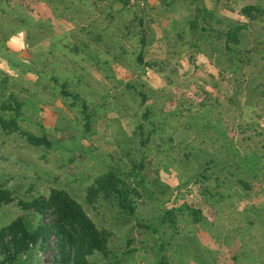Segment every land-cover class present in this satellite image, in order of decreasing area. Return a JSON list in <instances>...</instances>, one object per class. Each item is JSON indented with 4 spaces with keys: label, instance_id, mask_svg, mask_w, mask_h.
Returning <instances> with one entry per match:
<instances>
[{
    "label": "crops",
    "instance_id": "obj_1",
    "mask_svg": "<svg viewBox=\"0 0 264 264\" xmlns=\"http://www.w3.org/2000/svg\"><path fill=\"white\" fill-rule=\"evenodd\" d=\"M89 1L34 0L33 2L31 0L30 2L32 3L29 6L33 7L35 14H29L26 9H22L21 14L25 15L22 18L16 17L17 19L11 20L12 22L9 21V17L6 18L7 22H9L7 25H4L8 28L5 32L7 36L0 38V101L7 99L10 94L14 93L24 103V107L27 105L28 107H33L35 110H40V112L36 113L37 118L35 119L33 116H28L26 110L22 111L23 113L20 116L22 121L30 118L29 121L38 122L39 128L42 123L46 134L52 140L50 135L52 132V128L50 127L52 126L49 125H55L57 128L56 122L59 116L62 117L61 115H65L67 111L74 113L75 108H77L82 119L79 105L73 104L60 95L58 91L60 87L53 80V76L57 77L59 82L68 81L69 85L71 84L82 89V91L77 89L75 92H80L81 96L87 99L88 110L94 115L93 131L75 138L74 147L89 151L93 150V148L96 149L97 145L104 148L108 153L114 154L119 149L117 143L114 142V138L126 135L128 130H125L127 129V122L125 120L128 118L127 116H117L120 118L119 120H117L116 116L113 119L109 118L110 114L108 110L110 111L109 108L114 105V102L111 100L112 96L109 97L108 94L110 91L112 92L113 90L116 91L115 94L123 95L130 90L129 95L132 98L133 90L136 91V88H138V90L142 91L138 85L141 78H145L141 82V87L148 86L152 91V95L155 92L158 96L161 91H165L170 86H172L171 88L174 91H179L181 86H177L175 83L177 79L173 78L176 77L174 75L180 74L178 79L185 78L188 81H192L190 85L196 86L194 87V91L197 94L200 92L204 96L208 94L211 96L215 95L216 83L220 82L218 81L219 77H217L215 83L211 80L214 83L213 85L211 83L208 84L210 76L214 78L216 75L221 76V73H227L226 75L232 77L233 82L237 79L235 77H238L240 74L241 76L239 77H241L240 80L242 82L240 85L235 84V88L232 89L238 94L239 92L241 93L239 95L240 103L237 105H233L232 103L230 106H235V109L239 110L242 115L246 113L245 111H251L250 113L253 111V114H258L259 122H264V11L256 19H250L241 11L243 6L246 5H258L264 9V0H233L232 4H229L228 0H226V3L220 0H200L202 6H206L208 10L214 12V16H210L208 22L217 31L228 30L229 23L247 25L241 31L240 43L236 46L241 49L239 55L243 58L242 61L238 62L237 66L230 60V55L225 47V38L222 35L212 33L204 37L200 34L195 36L194 33L190 32L188 20L191 15L192 5L188 1L174 0L170 7L156 4L157 1L153 3V6H145L147 17H150L151 20L149 21L152 22L153 29L155 31L158 30L157 34H151L147 40V46L149 48L150 46L152 47L150 48L151 52L147 48V59L155 60L156 58L157 61L167 62V64L165 63L167 69L162 71L156 69L150 70L149 67L144 69L142 68L143 65L132 63L125 64V68L123 69V71H127L125 75L121 74V72L123 73L122 69H118L123 68L124 63L120 62L116 56L118 51H120L117 50L118 46L116 45L118 42L117 37L119 36L115 32L108 37L106 29L111 28L115 24L114 22L109 23L110 17L108 13H114L116 9H121L122 11L120 10L119 13L123 14L127 6L130 9L131 4L124 6L122 0ZM9 2L10 0H0V10L4 16L8 15L7 6H9ZM224 6L229 7L230 13L232 11H236V13L227 14L224 12L222 14L220 11L224 10ZM230 6H238L239 9H232ZM81 11L83 12L82 15H84V11H88V16L92 14L100 16L98 17V26H94L95 22L91 19H87V23H80L77 16L78 14L81 16ZM26 19H29V22ZM218 19L221 21H218ZM81 20L83 21V18ZM84 28L94 33L88 34L87 31H82ZM164 28L169 29L172 35L166 34ZM179 31L183 32L181 36L176 34ZM197 37L201 40H199L197 47H195L196 41L199 39ZM108 38L114 42V46L109 48L107 47V43H109ZM166 46H169V48L173 47L175 53L169 52V49L166 50ZM105 47L107 50H105ZM177 47L181 49L178 50L176 49ZM216 49L220 52L218 53ZM111 54L114 55L113 58H108L109 56L111 57ZM214 54L215 56H213ZM36 55L38 56L36 57ZM183 55L186 56V64L181 59ZM53 57L56 60L59 59L63 65L67 64L65 66L66 69H63L62 66V69L58 73L51 72L49 78H46L44 74L47 72H42L43 68L41 64L44 63V66H46V64H49L47 59L50 60ZM175 58L179 59L177 61L182 64L184 62L183 65H188V70L192 69L195 80L188 77L187 73H182V67L179 69L176 67L168 69L169 60L175 61ZM222 59L225 60L226 65L224 67L221 65L220 68L218 64ZM94 60L100 62V69L94 65ZM52 64L50 65L52 66ZM193 70H196V72H193ZM164 73L166 74L165 77L162 76ZM59 74L61 76H58ZM128 74H130V77L126 76ZM64 75H66V78L62 77ZM180 79L178 80L179 83ZM129 82L131 85H128ZM125 84L129 88H126ZM98 85L99 87H97ZM41 88L42 92L40 93L39 90ZM157 99L161 101V105L157 103L159 100L155 101L153 97L147 101L153 112V120H151L156 123L155 118L159 115L157 111L163 113L161 122L172 129V135L170 134L171 136L169 135L168 137L170 141L171 138L174 141L179 136L188 138L192 134L196 136L197 133L201 134V132L203 133L206 130H212L206 125L210 119L213 121L219 119L224 125H230L225 118L222 119L224 113L219 112L221 106L212 105L211 109L202 110L209 105L206 100H200L201 102H205L204 106L200 104V114L197 113L195 116H191L189 111L187 116L184 115L182 117L181 113L179 115V111H176L177 108L175 113H169L170 110L174 109L171 108L170 97L166 95L157 97ZM219 100L222 104V100ZM40 101L45 105L41 104L42 102ZM42 105L44 111L40 108ZM108 106L110 107L108 108ZM125 106L127 107L128 104H125ZM135 113L137 114L136 110ZM38 114H40V117L45 118L44 121L39 119ZM116 114L122 115V110L119 111V114ZM190 118L193 120H189ZM98 121L101 123L100 127H97ZM165 124H163L164 128L166 127ZM193 125H196V127L193 128ZM58 128L60 129L59 126ZM212 131L208 136L213 140L212 143L220 142V137ZM166 133L169 134V131ZM152 135L161 137L163 134L161 131L156 130V132H152ZM254 137L248 134L242 138V146H240L242 149L240 151L243 155L246 153L249 155H258L257 153L259 152L264 153L263 146H259L257 140L253 144L255 146H248L249 142L254 140ZM111 141L114 143H111ZM210 151L211 154L208 155L210 157L214 155L218 156V159L222 163L218 161L216 164H212L208 171L222 172L225 175L222 181L226 183H221L220 190H213V192L208 190L205 192L202 187L203 190L189 195L194 198L193 200H182L181 203L187 202L194 208L202 210L201 220L196 223L190 215L180 214L176 218L177 229L175 232L172 233L169 229L164 230L167 233L165 240L169 241L166 246L168 264H184L185 262H188L187 264H263L264 244L262 242H264V227L262 226L264 218L261 217L260 221V217H256L253 211L264 208V194H262L264 192V180H251L247 176V173H245V176L248 177L246 179L250 180L252 185L251 188H248L241 182L239 177L234 175L233 177L236 178V182L233 183L231 188L228 185L230 184V168L235 167H230V164L222 161L227 159L226 150L222 147L219 149L212 147ZM160 152L164 153L163 151ZM198 152L200 153V149ZM163 169L162 171L166 175L171 174L167 173V171L170 172L168 167H164ZM177 169L180 171L181 167L177 166ZM179 176L181 177L180 172ZM204 177L207 181L203 182H208L209 177H207V174ZM169 180L171 179L163 177L159 172V178H156L150 184L146 183L153 191L151 199L147 202L160 201V195L156 194L152 188L154 184L162 186L164 189L166 188L165 190L172 189L171 192L173 193L174 188L177 186ZM170 200L171 198L167 200L163 199L169 206ZM178 206L180 204L175 205V207ZM229 209L230 212H228ZM229 213H232L234 216L232 219L230 218V223L234 221L235 216L238 219H248V223L243 228L241 226L240 229L236 227L231 228L229 221L223 215H229ZM241 222L243 223V221ZM185 223L188 225H184ZM251 223L254 225L252 226ZM184 255L188 260H184Z\"/></svg>",
    "mask_w": 264,
    "mask_h": 264
},
{
    "label": "rangeland",
    "instance_id": "obj_2",
    "mask_svg": "<svg viewBox=\"0 0 264 264\" xmlns=\"http://www.w3.org/2000/svg\"><path fill=\"white\" fill-rule=\"evenodd\" d=\"M30 1L10 0V4L9 6H7V16L2 15L0 10V38H2L3 36H7L5 32L8 28L4 26L9 23L6 20L7 17L10 18V22H12L11 20L22 18L23 16H25L21 14L22 9H26L27 13L29 14H35L33 7L29 6V4L32 3ZM32 1L34 2V0ZM156 1V4L166 6L163 3V0L130 1V9L127 6L125 10L128 11H126L125 13L121 14L119 13L121 9H116V18L113 21L115 24L111 27L112 30L111 28L106 29V34L108 37L111 34L117 32V36L119 37H117L118 42L116 43V45L118 46L117 50H120L117 54L120 56L122 55L121 57L126 64L139 63V53L143 54V64L141 63L143 65L142 68L145 69L146 67H149L146 66L145 63L153 60L147 59L146 55L147 48L149 49V52H151L150 48L152 47L150 46L149 48L147 46L148 42L145 46H143V44L141 43V37L144 36L146 40H148L151 34H157L158 30L155 31L153 29L152 22L149 21L151 19L150 17H147V10L145 7L153 6V3ZM220 1L226 3V0ZM232 1L233 0H228L229 4H232ZM142 2L144 3L142 4ZM230 7L232 9H239L238 6ZM228 8L224 6V10L220 12L222 14H224V12L227 14L236 13V11H232L230 13V10ZM226 9L228 10L227 12ZM87 12L88 11H84V15H82L83 12L81 11V16L80 14H78L77 19L80 21V23H87V19H91L95 22L94 26H98V17L100 16H98L97 14V16L93 14L88 16ZM82 18L83 21L81 20ZM141 18H143L144 20L143 24L139 23V19ZM26 20L29 22V19ZM16 23L19 24L18 22ZM165 30L166 34L172 35V32L169 29L164 28V32ZM182 33L183 32L181 31L176 32V34H179L180 36L182 35ZM208 34L212 33L208 32ZM107 40L110 43H107L108 48L114 46L113 40H110L109 38ZM167 49L170 50L169 52L175 53L173 47L169 48V46H166V50ZM176 49H178V47ZM105 50H107L106 47ZM216 51L218 53L220 52L217 49ZM37 56L38 55H36V57ZM113 56L114 55L111 54V57L109 56L108 58H113ZM213 56H215V54ZM53 59L54 57L50 60L47 59L49 64H46V66H44V63L41 64V67L43 68L42 72H47L46 74H44L46 78H49L51 72L58 73V71L62 69V66L63 69H66L65 66L67 64L63 65L59 59H54V61ZM181 59H183L186 64V56H181ZM40 60L42 61V59ZM177 60L179 59H176L175 61L171 60L172 62L169 60L170 63H168V69H171L172 67H176L179 69L182 67V73H187L188 77L194 79L195 76L192 74V69L188 70V65L185 66L183 65L184 62L182 64ZM51 63H53L52 66L50 65ZM165 63L167 64V62ZM218 65H220V68L221 65L224 67L226 65L225 60H220ZM124 68L125 64L123 68L118 69H122L123 71ZM149 68L150 70L155 69L154 67ZM193 72H196V70H193ZM206 72L208 73V71ZM123 73L121 72L122 75H125L127 71L124 70ZM226 74L227 73H221V76L216 75L214 77L215 79L210 76V81L208 80L207 83H211V85L215 83L217 77L220 78H218V81L220 83H216L215 86V95L211 96H204L200 92L197 94V92L194 91V87L196 86H192V84L190 85L192 81H188L185 78H179V83L178 77L180 76V74L174 75L176 77L173 78L177 79V82H175L176 85L179 87L181 86V89L179 91H174L173 88H171L172 86H170L169 88L166 87L167 89L165 91H161L158 96L155 92H153L152 95V91L148 86H143V88L141 87V82H143L142 80H145V78L141 77L139 81L140 83L138 85L139 88L142 89V91H145L146 94L150 95V99L153 97L155 101H158L159 99H157V97L160 96L167 95L168 97H170V102L172 103L171 108H175V110L177 108L176 111H179V115L181 113L182 117H184V115L187 116L189 111V114L191 116H195L197 113L200 114V100H206L209 104L202 109L203 111L211 109L212 105L221 106L219 112H222V114L224 113L222 119L225 118L226 121L229 122L232 126V129L228 132L229 136L231 135V137H234V140L238 142V145L242 146V138H244V136H247L248 134L253 135L255 136L254 140L252 141L253 143L249 142V145L252 146L256 143L255 141L257 140L259 146H263L264 151V122H259L260 119H258V114H253V111L252 113H250L251 111H245L246 113L242 115L240 114L239 110L235 109V106H230V104L232 103L233 105H237L240 103L239 95L241 93L239 92L238 94L232 89L235 88V84L240 85L242 83L240 80L241 77H239L241 75L239 74L238 77H235L237 79L233 82L232 77ZM165 75V73L162 74V76L164 77ZM58 76L61 75L59 74ZM126 76L130 77V74ZM62 77L66 78V75ZM198 79H200V77H198ZM182 80H184V82H182ZM126 86L127 85L125 84V87ZM97 87H99V85ZM69 88L74 91L77 89L82 91V89H80L79 87L72 86L71 84L69 85ZM126 88L129 87L127 86ZM39 91L41 93L42 88ZM129 92L121 95L115 94L116 91L112 90V92L110 91L108 93L109 97L112 96L111 100L112 102H114L113 106H108V108L110 107V111L108 110V113L110 114L109 118L113 119L114 116H116L117 120L120 119L117 116H127L128 118L127 120H125L127 122V129L125 130H128L126 135H124L123 137L114 138V142H116L119 146V149L114 154L108 153L104 148H101L97 145L96 149L93 148V150L89 151L74 147L75 138H77L81 134V128L83 127V121H81V115H79L77 108H75L74 113H70L67 111L65 115H61L62 117L58 115L59 118L56 122L57 128L55 127V125H49L52 126L50 127L52 128V132L50 133V135L53 142V146L50 149L32 146L19 133H17L16 131L7 132L2 129L0 124V178L7 181L6 187L12 190L16 196V199L14 201L0 206V230L2 227L6 226L12 220L16 219L19 216L24 217L26 223L29 224L31 228H35L41 222V216L39 214H36L33 210L24 209L19 200H30L33 198V196L36 195H47L52 188H65L73 197H75L79 202L83 204L87 213L96 222L98 227L101 230H106L108 234V244L112 253L108 258H105L101 255L100 252L96 251L89 257L90 264H109L115 261H117L116 264H154V262L160 258L162 253L158 250L157 243L154 240V234L150 229H148L147 225L154 224L155 226H158V228L163 227L160 217L165 209L169 206V204H167V202L165 203L163 199L167 200L171 198L170 205H176L182 204V200H193L194 198L189 196L191 195L189 193L190 191L196 194L199 190H203L202 187L212 192L213 190H220L221 183H226L225 181H222L225 178V175H223L222 172L218 171H208L210 167L208 166L209 164H207V162L212 159V157L208 155L211 154L210 148L215 147V149H219L221 147L220 142L212 143L213 140L208 137L209 134H211L212 130H206L203 133L201 132V134L197 133L196 136L194 134L190 136L188 135V138L190 139L179 136L177 137V140H168L169 135H172V129L168 128L165 123L161 122L163 113L157 110L156 111L159 115L155 118V120L157 121L155 123V129L161 131L163 135H161V137L152 135V141H154L153 144L150 148L144 147L140 143V137L138 131L136 130V125L138 122L141 123V117L145 110V107L142 106V97L138 94V92H140L138 88H136V91H132V98L129 95ZM44 93L47 94L46 91H44ZM39 98L41 99V97ZM219 99L222 100L223 105L221 104ZM159 101L157 103L161 105V101ZM41 104L45 105L43 102ZM125 104H128V106L126 107ZM43 105L41 107L39 106L40 108H42V111H44ZM158 108H160V106H158ZM21 110H26L28 116H33L34 119L37 118L36 113L40 112L39 109L35 110L33 107H28L27 105H25V107L23 106ZM120 110H122V115H117L116 113L119 114ZM135 110L137 114L135 113ZM3 114L8 115L9 113L0 110V115ZM38 115L39 119H42L44 121L45 118L40 117V114ZM29 120L30 118L26 121H22L19 118L18 124L22 128L30 132L41 134V129L38 126V122ZM189 120L192 121L193 119L190 118ZM112 122L114 121L112 120ZM116 123L118 124V122ZM44 124L47 125L46 122H44ZM163 124H165V128L163 127ZM100 125L101 123L98 121L97 127H100ZM58 126L60 127V129L58 128ZM114 126L117 127L116 125ZM166 129L167 131H169V134L166 133ZM114 142L111 141V143ZM199 149L200 153L198 152ZM160 151H163L164 153ZM257 154L259 157H262L260 162L261 169H258V167H255V169L254 166L250 169L248 168V166H246L243 171L247 174L257 173L259 174V179L264 180V153L259 152ZM251 155L254 156L253 154ZM213 157L217 159L218 156L214 155ZM135 164H142L143 166H141V170H139V177L137 178L136 176H130V172ZM177 166H179V168L181 167L180 171H178ZM111 167L119 170V173L121 174L122 178L126 180L128 185L131 186L132 189L140 192L141 197L138 196L136 198V202H138L137 217H139V223H136V219H134V216L128 215L123 210L119 209L117 198L115 196L109 198L101 197L93 204L88 203V188L93 184L94 180L98 176L106 173ZM164 167H168V170H170V172L167 171V173H171L170 175H166L165 173H163L162 170H164ZM236 171L237 170L235 168H230V184L228 185L231 188L233 186V183L236 182V178L233 177ZM159 172L163 177L171 179L169 181L177 187L174 188L175 190L173 194L171 192L172 189L165 190L166 188L164 189L162 186L154 184L152 188L156 194L160 195L162 201L154 200L147 202L151 199L153 192L147 184H150L152 181H155L156 178H159ZM179 172L181 173V177L179 176ZM245 173H242V176H244ZM206 174L207 177H209V181L203 182L207 181L204 177ZM217 178L218 180H216ZM262 194H264V192ZM210 199L212 198L210 197ZM224 212L226 211L224 210ZM228 212H230V209L228 210ZM253 212L256 217H260V221L261 217L264 218V208L254 210ZM223 215L229 221L231 228L236 227L237 229H240L241 226L243 228V226L248 223V219H238L236 218V216L235 219H233L234 221L230 223V218L232 219L234 217L233 214L229 213V215ZM46 220H52L51 213L48 217H46ZM241 221H243V223ZM184 225L188 224L185 223ZM251 225L253 226L254 224L251 223ZM262 227H264V223ZM162 230H168V228L164 229L163 227ZM131 236L133 237L130 239L129 237ZM142 238H146L148 240L146 241V244H148V250L136 249L133 251V249L131 248V242L134 243V240L139 241ZM163 238H165L164 235H162V239ZM262 244H264V242H262ZM152 249L154 250L152 251ZM55 253V241L54 239H51L49 242V247L47 249H41V247L39 246L31 247V249L28 252L23 253L21 258L17 259L14 264H57L55 260ZM183 258L184 260H188L185 255L183 256ZM2 260L3 255L0 254V264H2ZM187 263L188 262H185L184 264Z\"/></svg>",
    "mask_w": 264,
    "mask_h": 264
},
{
    "label": "trees",
    "instance_id": "obj_3",
    "mask_svg": "<svg viewBox=\"0 0 264 264\" xmlns=\"http://www.w3.org/2000/svg\"><path fill=\"white\" fill-rule=\"evenodd\" d=\"M130 1L133 0H122L124 6L130 4ZM173 1L174 0H163V3L166 7H170ZM186 1L192 5L191 15L188 20L190 32L192 34L194 33L195 36L200 34L204 37L205 35H210L208 32L222 35L225 38V47L230 55V60L235 66H237L238 62L242 61L243 58L239 55L241 53V49L236 46L240 43L241 31L245 29L247 25L229 23L228 30L217 31V29L212 27V25L208 22L210 16H214L213 11L208 10L206 6H202L200 0ZM143 3L144 2H142V4ZM126 11L127 10H124L123 13ZM241 11L250 19H256L261 12L264 11V9L258 5H246L243 6ZM115 14L116 12L108 13L110 17L109 23H113ZM143 21V18L139 19V23L143 24ZM218 21L221 20L218 19ZM82 31H87L88 34L94 33L86 28L82 29ZM199 40L201 39L199 38L196 41L197 44L194 43L196 44L195 47H197ZM141 43L143 46L147 44V40L144 36L141 37ZM142 55L143 54L140 53L138 55L139 64L143 62ZM116 56L120 62L122 61L124 63L123 58L120 57V55L116 54ZM93 62L94 65L100 69V62H96V60ZM145 64L146 66L154 67L158 71L167 69L166 64L162 61L152 60L146 62ZM53 80L55 81V84L59 85V93L62 97L66 98L68 101L70 100L75 105H79L78 107L80 108L82 114L81 121H83L80 137L90 131H93L94 115L88 110L89 106L87 105V99L83 98L80 92H75L69 89L68 81L59 82L57 77L54 76ZM129 85L131 84L129 83ZM139 91L140 92H138V94L142 97L141 102L142 106L145 107V110L141 117V123L138 122L136 125V130L138 131L140 137V143L144 147L150 148L152 145V132L155 131V123L152 121L153 112L147 102L150 98L149 95L141 90ZM207 96L210 95L208 94ZM200 104L204 106L205 102H200ZM23 105L24 103L21 102L14 95V93L10 94L7 99L0 101V110L9 113L8 115H0V124L2 129L7 132H19L21 136H23L32 146L44 147L46 149L52 148L53 142L46 134L42 123L40 124L41 134L30 132L18 124V120L23 113L21 110ZM169 113H175V108L170 110ZM206 125L208 128L212 129L218 137H220L221 147L227 152V159L221 160L226 164H230V167H235L237 169L235 175L239 177L244 185L251 188V182L246 178L249 177L251 180H258L259 174L252 173L247 174L248 177L245 175L242 176V173H245L243 169H245L246 166L250 169L251 167L249 166L261 169L260 162L262 157H259L258 155L252 156L248 153L243 155L240 151L242 148H240L238 142L234 140V137H231V135L229 136L228 134L229 130L232 129L231 124L230 128H228L229 125H224L219 119L216 121L210 119ZM192 127L195 128L196 125H193ZM217 159L212 157V159L207 162V164H209L208 166L211 167L212 164H216L220 161V159ZM141 166L142 164H135L130 172V176H136V178L139 177V170H141ZM6 184L7 181L0 178V206L8 204L16 199L14 192L7 188ZM204 190L207 192L205 188ZM189 193L192 194L191 191ZM113 196L117 198L119 209L123 210L128 215L134 216L136 223H139L140 220L139 217H137L138 202H136V198L138 196L141 197V194L128 185L126 180L122 178L119 170L111 167L106 173L98 176L94 180L93 184L88 188L87 201L89 204H93L101 197L109 198ZM161 200L162 199L160 198V201ZM19 202L24 209L33 210L36 214H39L42 219L38 226L31 228V226L26 223L24 217L19 216L1 228L0 254L3 255L2 264H14L17 259L21 258L23 253L28 252L31 247L39 246L41 249H47L52 238L55 240V260L57 264H90L89 257L96 251L100 252L105 258H108L112 253L109 248V240L106 230H101L98 227L96 222L87 213L83 204L73 197L66 189L58 187L52 188L47 195H36L30 200L20 199ZM50 213L52 220H46V217H48ZM201 213L202 210L196 209L189 205V203L185 202L180 204L178 207H175V204L168 206L160 218L164 229L168 228L172 233H174L177 229L176 218L178 215L188 214L191 216L192 220L197 223L201 220ZM147 227L154 234V240L157 243V248L162 253L160 258L156 260L155 264H168L169 261L166 253V246L169 241L165 240V238L162 239V235L165 236L167 233L162 230L163 227L158 228V226H155L154 224L147 225ZM132 237L133 236L129 238L131 239ZM146 241H148L146 238H142L139 241L134 240V243L131 242V248L133 251L136 249L148 250V244H146ZM153 250L154 249H152V251ZM116 263L117 261L109 264Z\"/></svg>",
    "mask_w": 264,
    "mask_h": 264
},
{
    "label": "built area",
    "instance_id": "obj_4",
    "mask_svg": "<svg viewBox=\"0 0 264 264\" xmlns=\"http://www.w3.org/2000/svg\"><path fill=\"white\" fill-rule=\"evenodd\" d=\"M52 239H54V238H52ZM55 241V240H54Z\"/></svg>",
    "mask_w": 264,
    "mask_h": 264
}]
</instances>
